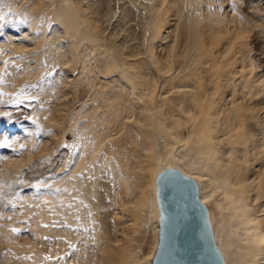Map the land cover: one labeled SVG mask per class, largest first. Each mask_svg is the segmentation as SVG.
Masks as SVG:
<instances>
[{"label":"bare ground","instance_id":"1","mask_svg":"<svg viewBox=\"0 0 264 264\" xmlns=\"http://www.w3.org/2000/svg\"><path fill=\"white\" fill-rule=\"evenodd\" d=\"M30 1V9L39 12L36 17H51L71 38L72 60L81 61L87 84L98 90L93 109L102 108L104 117L115 121L139 123H134L139 130L134 150H121L118 159L123 167L133 160L140 170L151 171L148 220H153L154 240L149 251L139 255L133 245L116 246L107 239L104 264H152L160 218L155 181L168 168L196 180L225 264H264V76L257 86L244 76L243 67H237L243 57L240 41L251 34L264 40V0H246V10L235 18L226 8L224 13L218 10L233 0H201V8L197 0H151L143 11V33L136 46L122 35L118 38V32L101 36L90 1L60 0L51 6L44 0ZM168 18L172 27L181 20L187 24L180 32L183 39L170 41L161 55L155 45ZM31 25L35 30L36 24ZM24 37L30 38V32ZM91 74L103 82L93 84ZM50 121L59 126L55 118ZM5 125L12 128L0 122V138L8 131L3 132ZM184 136L199 147V163L172 148L171 141L177 145ZM142 148L147 160H140ZM22 169L23 164L10 156L0 164V202ZM125 184L131 190L127 180ZM136 211L137 224L145 226Z\"/></svg>","mask_w":264,"mask_h":264},{"label":"rangeland","instance_id":"2","mask_svg":"<svg viewBox=\"0 0 264 264\" xmlns=\"http://www.w3.org/2000/svg\"><path fill=\"white\" fill-rule=\"evenodd\" d=\"M44 1L46 6L60 4ZM85 1L96 10L101 36L119 33L129 45L140 43L143 11L151 0ZM233 1L235 6L221 4L218 10L234 18L241 15L246 0ZM30 4L0 0V122L12 127L5 125L3 132H9L1 134L0 164L8 156L23 164L16 185L0 202V264H104L107 239L116 246L131 244L144 255L154 240L153 220H148L151 171L140 170L133 160L123 167L118 159L121 150H134L139 123L115 121L104 117L102 108L93 109L98 90L87 84L81 61L72 60L71 38L61 23L36 17L39 12ZM197 5L201 8V0ZM184 22L172 27L168 18L161 30L167 39H157V54L173 39H183ZM26 32L30 38L24 37ZM240 44L243 57L237 67L262 86L258 78L264 76V40L251 34ZM91 78L93 84L103 82ZM54 118L59 126L50 121ZM182 139L177 145L171 141L172 148L199 163V147L186 136ZM107 150L112 154L105 163ZM139 150L140 160H147L148 152ZM135 209L145 226L137 224Z\"/></svg>","mask_w":264,"mask_h":264},{"label":"water","instance_id":"3","mask_svg":"<svg viewBox=\"0 0 264 264\" xmlns=\"http://www.w3.org/2000/svg\"><path fill=\"white\" fill-rule=\"evenodd\" d=\"M155 184L160 218L152 264H225L196 181L168 168Z\"/></svg>","mask_w":264,"mask_h":264},{"label":"snow or ice","instance_id":"4","mask_svg":"<svg viewBox=\"0 0 264 264\" xmlns=\"http://www.w3.org/2000/svg\"><path fill=\"white\" fill-rule=\"evenodd\" d=\"M17 102H19V101H17ZM7 142H8L7 139H4L3 143H4L5 145L7 144ZM12 231H13V232H16L17 229H12Z\"/></svg>","mask_w":264,"mask_h":264}]
</instances>
